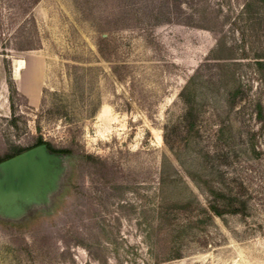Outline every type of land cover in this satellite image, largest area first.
<instances>
[{"label":"rangeland","instance_id":"1","mask_svg":"<svg viewBox=\"0 0 264 264\" xmlns=\"http://www.w3.org/2000/svg\"><path fill=\"white\" fill-rule=\"evenodd\" d=\"M3 153L0 264H264V0H0Z\"/></svg>","mask_w":264,"mask_h":264},{"label":"trees","instance_id":"2","mask_svg":"<svg viewBox=\"0 0 264 264\" xmlns=\"http://www.w3.org/2000/svg\"><path fill=\"white\" fill-rule=\"evenodd\" d=\"M102 40H105V38H101ZM260 64V63H259ZM44 146L45 149L52 153V154H57V155H64V154H68L71 152L70 149L68 148H56L54 147L51 143L47 142V141H44L42 138H37L36 141L34 142V144H32L31 146H29L28 148L24 149V150H18L17 151V154H20V153H23V151L25 150H30V149H33L35 147H38V146ZM13 158V155L11 153H3V154H0V166L1 164H3L4 162L10 160ZM29 209V206L27 204H23L19 211L16 212L18 215L19 214H23L25 212H27ZM215 213L219 214L221 210H218V209H214ZM1 213V212H0Z\"/></svg>","mask_w":264,"mask_h":264},{"label":"water","instance_id":"3","mask_svg":"<svg viewBox=\"0 0 264 264\" xmlns=\"http://www.w3.org/2000/svg\"><path fill=\"white\" fill-rule=\"evenodd\" d=\"M39 147H42V148H44L45 149V147L42 145V146H39ZM46 150V149H45Z\"/></svg>","mask_w":264,"mask_h":264},{"label":"bare ground","instance_id":"4","mask_svg":"<svg viewBox=\"0 0 264 264\" xmlns=\"http://www.w3.org/2000/svg\"><path fill=\"white\" fill-rule=\"evenodd\" d=\"M31 98V97H30Z\"/></svg>","mask_w":264,"mask_h":264}]
</instances>
